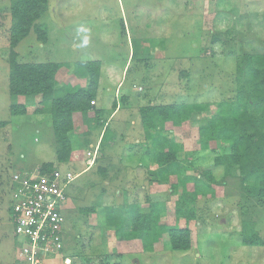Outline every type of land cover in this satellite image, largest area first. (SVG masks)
I'll use <instances>...</instances> for the list:
<instances>
[{"label": "rangeland", "instance_id": "1", "mask_svg": "<svg viewBox=\"0 0 264 264\" xmlns=\"http://www.w3.org/2000/svg\"><path fill=\"white\" fill-rule=\"evenodd\" d=\"M9 17V0H0V122L6 124L0 129V264L20 258L21 242L13 238L8 219L12 176L56 162L50 117L35 113L40 97L14 101L9 96ZM37 23L46 31V42H38L31 31L14 50L17 61L66 63L57 79L81 88L87 82L74 74V65L99 61V80L111 89L105 93L111 98L107 106L104 97L95 99L94 108H109L112 98L120 106L112 120L115 140L109 143L107 136L97 143L93 164L67 190L64 232L76 257L73 264H264V245L242 246L240 235L243 223H250L264 242V199L257 195V179L240 177L226 145L209 142L204 149L199 137V129L219 116L221 103L239 94L246 57L264 55V0H48ZM12 103L24 105L25 115L11 116ZM169 104L192 107L180 128L167 125L165 131L181 144L177 161L188 168L163 182L156 176L159 168L139 110ZM99 133L92 130L83 148L77 132L74 150L81 148L55 171L87 170V152L97 146L92 143ZM217 156H223L219 167ZM209 171L213 185L205 178ZM189 179L208 182L216 193L195 197V220L178 218V225L191 231V250L172 252L162 241L146 252L139 240L120 235L121 227L129 229L128 212L136 207L139 214L148 213L150 203H164L159 220L174 224L175 210L192 199ZM48 257L46 264L59 255Z\"/></svg>", "mask_w": 264, "mask_h": 264}, {"label": "trees", "instance_id": "2", "mask_svg": "<svg viewBox=\"0 0 264 264\" xmlns=\"http://www.w3.org/2000/svg\"><path fill=\"white\" fill-rule=\"evenodd\" d=\"M47 5L48 0H9L11 25L7 84L9 96L14 101L18 97H40L41 106L35 109V113H46L50 116L55 139L56 163L63 166L70 163L73 153L81 148L74 150L73 146L74 140L76 143L74 131L77 126L81 129L79 133L82 135V147L86 148L89 145L88 137L91 131L100 125L98 118L101 112L95 110L90 102L95 101L97 96L101 63L85 61L74 65V74L77 73L87 82L85 87L81 88L62 84L57 79L61 68L69 66L66 63L35 64L17 61L18 55L14 50L31 31L36 35L38 42H46V31L37 21L46 12ZM245 67L244 82L238 91L239 94L232 100L221 103L219 116L214 118L209 127L199 129V137L204 149L208 147L209 142H214L220 147L226 145L230 149L229 159L239 168L240 177L244 181L255 177L259 183L257 195L260 199H264V55H248ZM116 107L114 101L112 109ZM191 108L182 104H169L149 105L139 110L141 125L147 131L145 140L149 142L150 153L155 155L156 165L159 168V172L156 173L159 181L170 182L167 180L169 177H175L176 180L178 175L188 168L183 164L179 166L177 161L181 144L172 136H167L165 131L167 125L180 128ZM9 109L13 117L23 116L26 113V107L22 104L12 103ZM95 123L97 125L94 128L91 125ZM5 126V122H0V129ZM108 132H103L100 143L107 139ZM222 158L223 156L215 158V167L220 166ZM55 169L53 164L46 163L37 173L44 175L52 173ZM153 175L155 176V173ZM212 175L211 171L206 172L205 178H208L213 185ZM189 180L192 181V199L188 203L183 202V206L175 210L174 224L159 220L164 203H150L148 213L139 214L136 207L128 212L129 229L126 231L121 227L120 235L125 240H139L141 248L146 252H153L157 249L156 245L162 241L169 245L172 252L191 250L193 246L191 231L186 225L179 226L178 218H183L185 222L195 220V197L210 195L212 198L216 193L208 182L203 184L200 180ZM176 183L175 181L171 184L172 194L175 193ZM8 209L10 212V207ZM241 229L242 246L263 247L264 242L250 223H243ZM63 235L65 237V232Z\"/></svg>", "mask_w": 264, "mask_h": 264}, {"label": "built area", "instance_id": "3", "mask_svg": "<svg viewBox=\"0 0 264 264\" xmlns=\"http://www.w3.org/2000/svg\"><path fill=\"white\" fill-rule=\"evenodd\" d=\"M90 104L95 105V101ZM96 154V149L87 152V169L93 164ZM79 175L68 171L40 175L36 171L30 175L12 176L14 187L9 217L14 236L21 242L19 254L23 264H46L48 256L61 255L67 190ZM66 261L64 259L65 264Z\"/></svg>", "mask_w": 264, "mask_h": 264}, {"label": "crops", "instance_id": "4", "mask_svg": "<svg viewBox=\"0 0 264 264\" xmlns=\"http://www.w3.org/2000/svg\"><path fill=\"white\" fill-rule=\"evenodd\" d=\"M99 82V86H98V91H97V96H96V99H99V98H101V97H104L105 98V101H106V106L109 104L108 102H107V100H108V98L110 99L111 98V96H106L105 95V93H108V92H110V88L109 87H104L103 85H102V83L100 82V80L98 81ZM115 93H116V89H115V92H114V95H115ZM104 94V95H103ZM19 98V97H18ZM17 98V99H18ZM23 98V97H22ZM33 97H31V99H32ZM34 99V98H33ZM32 99V100H33ZM115 100L112 98V101H111V104H110V106H109V108H106V107H102V108H94L95 110H97V111H99V112H101L99 115H100V118H98L99 120H98V122L100 123V125L97 127V130L100 132L99 133V135L96 137V140H95V143H92V144H94L93 145V147H95L96 145H97V143L98 142H100L101 141V137H102V135H103V132L104 131H109L108 132V137H110V140H112V141H108L109 143H112L113 142V139L115 138V132H113L111 129H112V120H113V118L115 117V115L118 113V111H119V109H120V106L119 105H117V107L113 110L112 109V103L114 102ZM94 106V105H93ZM109 109V110H108ZM44 115H47L48 117H50L48 114H38L37 116H44ZM102 115L104 116V119H102L101 117H102ZM51 120V119H50ZM110 122H111V124H110ZM95 125H97V123H95V124H93V125H91V126H94V128H95ZM99 128V129H98ZM94 130V129H93ZM79 131H81V129H80V127H78L77 126V128L75 129V135H76V133L77 132H79ZM72 135V134H71ZM90 136H91V133H90ZM90 136L88 137V140H89V142H91L90 141ZM115 140V139H114ZM99 144V143H98ZM54 148H55V146H54ZM98 148H99V146L97 145L95 148H92V151L93 150H97V153H98ZM55 152V151H54ZM89 152H91V151H89ZM74 154V153H73ZM96 156H97V154H96ZM49 163H51V164H53L54 165V167L57 169V167H61V165H59V164H57L56 162H49ZM44 164H46V163H44ZM63 167V166H62ZM55 169V170H56ZM86 169V168H85ZM89 169H87V170H85V171H80V172H78L77 174H75V175H79V173L81 174V175H83L84 173H86V171H88ZM67 172V171H66ZM69 172V171H68ZM31 173V172H30ZM81 175H79V176H81ZM78 176V177H79ZM77 177V178H78ZM8 208H9V206H8ZM8 214H9V211H8ZM8 219H9V222H10V217L8 216ZM10 224H11V230H12V236H13V238H15V240H16V237L13 235L14 234V231H13V226H12V223L10 222ZM66 236V238L64 237V248H63V251H62V253L65 251H67V252H69L70 254H71V256H67L66 255V253H65V255H64V253L62 254L61 253V255L59 256V257H55L54 259H52V260H50V261H48L47 262V264H65V262H64V259L65 260H69V263H67V264H73L74 262H75V260H76V257H74V255L72 254V249H70L72 246H71V242H70V246H69V243H67V235H65ZM9 243L12 245L13 244V240H10L9 241ZM15 244H16V242H15ZM19 247H20V245H19ZM20 249V248H19ZM18 249V250H19ZM19 254V253H18ZM74 261V262H73ZM14 262H16V264H23L22 262H21V260H20V258H19V255H18V257H17V259H14L11 263H9V264H15Z\"/></svg>", "mask_w": 264, "mask_h": 264}]
</instances>
